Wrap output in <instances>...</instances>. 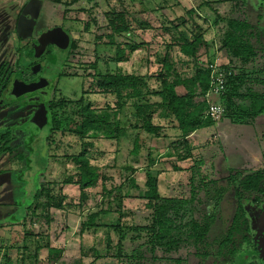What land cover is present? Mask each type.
Returning <instances> with one entry per match:
<instances>
[{
    "label": "trees",
    "instance_id": "obj_1",
    "mask_svg": "<svg viewBox=\"0 0 264 264\" xmlns=\"http://www.w3.org/2000/svg\"><path fill=\"white\" fill-rule=\"evenodd\" d=\"M106 1L108 10L103 12L102 21L98 23L94 18V23L97 24L96 44L115 46L114 58L117 63L128 61L136 51L149 50L146 42H115V35L129 34L145 24L132 16V8L124 3L125 0ZM216 3H224L220 7L224 10L212 8L207 0H194L192 7L180 5V12L174 18L157 11L156 17L160 25L155 30L164 43V49L162 53L154 52L156 61L163 66L156 73L136 75L118 68L114 73L93 76L96 88L115 94L114 110L93 108L92 102L83 96L77 100L49 102L48 129L41 141L44 143L39 142L42 154L31 144L33 160L31 159L30 164L33 162L36 166L33 173L35 187L28 197L23 196V202L15 199L17 205L22 207L24 221L21 222L25 224L23 230H14L13 236L10 234L5 239L6 243L0 246V264H83L85 256L99 257L100 253L95 247L103 245V239L106 250L109 248L110 231L118 233L117 245L121 246L122 237L131 228L128 223L122 224V200L115 206V213L118 214L116 222L103 221V215L109 212V197L113 191L119 190L129 197L132 196L130 188L136 190L138 195L141 194L146 200V208L150 211L149 224L135 227L137 230L146 229L152 233L149 241L151 246L147 247L145 253L151 254L159 247L166 255L190 246L195 250L196 257L206 259L212 256L214 246L218 244L214 250L216 256L230 255L233 259L238 252L248 250L252 253L245 264H262L255 231L251 227L242 200H249L258 204L257 206L264 203V169H230L221 178L208 181L206 177L195 181L191 176L189 194L174 197H165L159 193L157 179L152 171L153 160L145 168L147 170L143 186L134 178L138 170V153L145 140L142 132L146 136L158 137L165 128L176 129L179 132L178 141L187 145L189 136L198 128L217 125L208 114L204 95L210 87L209 65L217 58L218 52L223 51L229 59L225 62L217 59V63L225 70H232V74L226 78L223 93L218 97V101L225 107L219 121L223 119L232 123L252 124L255 117L264 112V78L248 76L241 69V66L254 61L257 56L264 55V23L259 28V22L254 23L248 17L246 0H217ZM228 5L230 7L227 10ZM161 8L163 7L159 5L158 9ZM205 10L211 12V15L203 14ZM88 12L91 14V10ZM222 22L224 25L220 28L223 31L218 29L222 33L217 46V40L213 37L206 38L205 33L210 26ZM72 42L70 40V46ZM173 48H177L186 59L185 65L192 66L191 70L185 69V74L177 70L175 61L171 59L170 51ZM148 58L149 55L146 54L143 64L148 62ZM234 62L239 64V69ZM3 76L0 68V92L5 84ZM129 131L140 133L136 134L133 149L130 151L134 163L123 166L122 182L115 190H108L105 184L106 166L102 168L93 164L98 157L92 158L88 153L96 150L103 138L117 141L120 137L128 136ZM56 132L78 136L80 150L64 156L62 171L67 163L72 164L73 170L69 174L62 172L60 178L49 182L44 180L49 161L47 150L56 143L53 137ZM9 134L7 131L0 133V154L7 150L12 153L6 142ZM16 157L22 159V155L13 156L12 159ZM202 162L198 161L190 171H199ZM20 181L22 182L19 179ZM125 187L127 190L122 192ZM70 188L77 193L71 194L68 190ZM227 191L233 194L235 211L222 236L211 239L214 214L208 210L207 201L209 198L217 204ZM104 197L108 199L105 208ZM92 201L96 203L88 207ZM95 206L99 209L95 210ZM70 214L80 219L78 240L81 245L79 254L72 257L64 254V241L61 244L54 242L62 237L65 219ZM8 226L12 227L13 223ZM102 233H105V237H99ZM83 235L93 236L94 241H100L91 245L86 242L88 246L83 247ZM131 239L134 238L129 240ZM44 250L45 261L41 262L39 255ZM150 257L145 258L142 254L137 256L140 264L150 261ZM175 261L181 264L180 259Z\"/></svg>",
    "mask_w": 264,
    "mask_h": 264
},
{
    "label": "rangeland",
    "instance_id": "obj_2",
    "mask_svg": "<svg viewBox=\"0 0 264 264\" xmlns=\"http://www.w3.org/2000/svg\"><path fill=\"white\" fill-rule=\"evenodd\" d=\"M47 1L51 7L54 5V0ZM207 1H209L212 8L224 10L220 9L221 4L224 3L217 4V0ZM246 1L248 5V17L254 23L259 22L258 26L261 28L263 26L262 23H264V0ZM13 3L16 6L22 4V11L16 15V34L14 33L22 38V42L26 44V41L33 42L39 39V37L43 39L42 37L44 35H47L48 38H53L54 33L61 35V40H57L56 45H46L44 42L38 41L37 44L42 48V51L38 54L36 53L35 57H25V62L23 63V66L39 64L44 68L46 67L47 70L44 74L51 83L47 87L48 93L45 96V104L48 105L50 101L77 100L83 96L92 102L93 108H97L98 110H114L116 108L115 94L112 92L106 93L96 88L93 76L114 73L118 68L126 73H134L136 75L156 73L163 68L162 63H158L154 56V52L158 51L162 53L164 49V43L155 30L160 25L156 17L157 11H161L163 14L174 18L180 12V5L192 7L194 0H125L124 3L133 10H130L132 16H135L139 22H143L145 25L141 26L140 29L126 34L128 35L127 37L125 34L115 35V42H146L148 43L149 50L141 49L140 51H136L128 61L123 63H117L115 61V46L98 45L95 42L97 24L94 23V18L97 19L98 23L102 21L103 12L108 10V2L106 0H61L57 3L56 7L64 14L63 18L58 17L57 13L56 16H48L45 0H13ZM159 5L163 7L160 10L158 9ZM229 7L228 5L227 10ZM144 9L147 10L145 11ZM88 10H91V14H89ZM16 11L17 8L15 11H12L8 9L5 0H0V24L5 23L12 12L15 15ZM221 12L219 13L221 14ZM206 13H209V11L205 10L203 12V14ZM209 14L211 15V12ZM223 25V22L215 26L212 25L205 33L206 38L213 37L217 40V46L219 45L218 41L222 33L218 29L220 27L223 28ZM55 27L57 28L54 29ZM222 28L220 29L223 31ZM47 31L48 33H46ZM70 40L73 41L71 46L69 45ZM9 41L6 44H10V52L12 47ZM45 45L50 50L51 56H48L44 52ZM221 53L222 61H227L229 58L223 51ZM146 54L149 55L148 62L143 64ZM13 55L14 57L10 62L16 59L17 53L14 54L13 52ZM170 56L175 61L178 71L185 74L187 71L185 69L191 70L192 66L185 65L184 62L186 59L181 56L177 48L171 49ZM216 59H219V57ZM182 64L184 65L182 66ZM236 66L239 69V64ZM241 69L248 76H260L264 78V55L257 56L254 61L241 66ZM27 72L29 76L33 75L30 70ZM51 89L52 91H50ZM36 91L18 95L9 107L4 106V109H2L3 112L0 113V118L4 119H1L0 123L4 121L16 131L23 130L22 128H25L23 123L27 121H25L26 118L19 114L17 106L25 105L28 102L27 99H30ZM31 102L33 103V100ZM25 108L26 113L27 111L32 113L35 107L31 105ZM2 126L0 125V128ZM45 128L41 133L35 135H38V138L35 139L34 143V140H32V145L34 149L37 148L39 150V154L43 152L42 148L39 149V142L44 140V135L48 129ZM127 133L128 136L120 137L117 141L103 138L99 147L88 153L92 158L95 156L98 157L97 160L93 161V164H97L99 167L102 166V168L106 166L105 178L107 181L105 184L108 190H115L120 182H122L123 166L128 163H134L130 151L133 149L134 138L140 135V133L137 131H129ZM142 134L145 140H143V144L138 153V170L134 178L140 186H143L145 172L147 170L145 168H147L149 161L153 160L154 165L152 171L157 179L158 190L165 197L187 196L190 191L189 180L191 176L195 181L202 178L205 179V177L208 181L221 178L230 169H245L247 171L264 169V112L257 115L252 124L232 123L222 119L218 121L217 126L211 125L209 127L198 128L188 138L187 145L178 141L177 136H179V132L172 128L163 129L160 131L158 137L146 136L143 132ZM53 137L56 139V143L51 145L47 150L49 161L45 172L46 176L44 177V180L49 182L60 178L62 172L69 174V171L73 170L72 164L67 163L66 168L62 171V162L65 161L64 156L67 157L72 152L80 150V139L78 136L56 132L53 133ZM94 146H96L95 142ZM29 155L28 158H30V161L31 159L33 160L31 153ZM199 159L203 161L200 170L197 171L195 169L194 171H190V168L196 166L197 162L200 161ZM0 160V178L2 177V180H4L0 185V188H3L0 204L10 206L13 209L16 208L17 211L14 214L18 215L21 210L18 206H12L14 205L13 200L15 201L17 199L18 202H23V196L28 197L29 192L34 189L35 182L33 180V173L36 166L31 162L29 175L27 174L28 169H25L20 174L17 170L19 163L14 162L12 167L8 163L10 162L8 155H5ZM5 170H8V172L3 174ZM18 179L22 180V182H19ZM125 188L122 192L127 190V187ZM14 189H17V191L13 192L12 190ZM68 190L71 194L77 193L73 188ZM115 191L109 197L111 199V206L109 212L103 215V221L116 222L118 220V214L115 213V206L121 199V209L123 212L122 224L128 223L131 228L122 237L121 246L117 245L119 239L118 233L110 231L109 248L106 250V242L104 239L103 245L101 244L103 248L101 246L95 247L100 253L99 257L96 258L102 259L95 264H140L141 261L137 258L138 254L145 255V258L151 255L150 261L145 264H177L176 259H180L181 264H245L252 253L248 250H242L233 259L230 255L216 256L214 250L218 244H215L212 256L206 259L196 257L195 250L190 246H185L176 252L166 255L160 251L159 247H156L151 254L145 253L148 250L147 247L151 246L149 241L152 239V233L146 229L137 230L135 227H144L149 224L150 211L146 208V200L132 188L129 189L132 195L129 197L123 195L119 190L117 192ZM113 198L114 200L112 201ZM103 200L105 201L103 208H105L108 199L104 197ZM5 201L6 203H4ZM95 203L96 201H92L88 207L93 206ZM242 203L246 209L251 227L252 225H258L259 227L260 221L261 224L264 221V203L262 207H256L254 203L246 199H243ZM207 205L208 210H211L214 214L210 237L211 239L219 238L224 233L235 211L233 194L228 191L225 192L217 204L208 198ZM94 208L95 210L99 209L96 206ZM71 216V220L64 222L63 229L66 231L65 234L63 233L62 238L58 237L54 242L61 244L64 241V249L68 250L72 248V250L66 251L67 254L65 255L72 257L78 254L76 253V243L80 219L75 215H70V218ZM14 219L15 216L11 215L7 219L8 221L5 220L0 224H3L5 229L8 227L9 221H13ZM261 227L258 230L252 229L257 235V239H255L257 245H259L260 262L264 264V227ZM20 228L22 229L23 226L21 225ZM51 235L54 238V232ZM86 237L89 238L88 236ZM99 237H105V233L100 234ZM131 237L134 239L129 240ZM99 241L100 239H96L95 243L97 244ZM153 257L156 258L152 259ZM83 263L85 264L84 261Z\"/></svg>",
    "mask_w": 264,
    "mask_h": 264
},
{
    "label": "flooded vegetation",
    "instance_id": "obj_3",
    "mask_svg": "<svg viewBox=\"0 0 264 264\" xmlns=\"http://www.w3.org/2000/svg\"><path fill=\"white\" fill-rule=\"evenodd\" d=\"M8 6V9L15 11L17 8L16 14L14 15L13 12L10 14V17L7 19V21L1 25L0 24V68L3 78L5 79V84L3 87V90L0 92V113L3 112L2 109H4V106L11 105L15 97L20 96L21 94L28 93V92H35V94L30 98L27 99V103L25 105H18L17 110L19 111V114H21L22 117L26 118L23 125H25V128H22L23 130L16 131L11 126H8V123L2 121L0 125L2 128H0V133L7 131L9 132V139L7 147L11 149L12 153L10 154L8 150L5 153L0 154V159L4 157L5 155H8L10 158V162H8L12 167L14 162H18V168L17 170L21 173L25 169H28L27 174L30 173L29 167H30V158H28L31 153V144L32 140L36 139L37 137L33 134V131L27 127L28 121L31 119L32 113L35 112L38 107L45 108L47 121L49 123V110L48 105L45 103V96L48 93L47 87L50 85L51 81L46 78L45 72L46 67H42L41 65H28L23 66V63L25 62V57H35V54L40 53L42 51V48L39 47L37 42H44L46 45H50L51 40L48 41L47 35L42 37L43 39H37L36 41L30 42L26 41L25 44L22 42V38L19 37L16 34V15H18V12L22 11V4L20 6H16L13 3V0H5ZM21 2V1H20ZM19 5V4H18ZM12 15V16H11ZM1 22V20H0ZM48 30V29H47ZM15 33V34H14ZM48 33V31L46 32ZM53 35L55 40H61V35H57V33H54ZM11 36V37H10ZM10 40L11 42V51L9 52L10 44L6 42ZM49 43V44H48ZM44 46V52L48 54V56H51L50 50L47 49V46ZM56 45V43H55ZM16 47V48H15ZM35 48V51H34ZM9 52V53H8ZM17 53V57L13 62H10L11 59L14 57L13 55ZM28 70H30L33 75H28ZM3 80V79H2ZM33 100V103L31 101ZM31 105H34V109L31 112L27 111L25 112V107H30ZM29 109V108H28ZM4 119V118H0ZM48 123L43 127V129L48 128ZM24 127V126H23ZM42 129V130H43ZM41 133V132H40ZM38 136V135H37ZM2 143V141L0 140ZM34 142V141H33ZM4 143V142H3ZM9 149V150H10ZM22 155V159L19 160V158L12 159L13 156ZM10 169V168H9ZM11 171V170H9ZM8 170H5L3 174H6ZM29 175V174H28ZM19 180V179H18ZM256 207H262L263 203L257 206L258 204L254 203ZM251 224V223H250ZM262 226V227H261ZM264 227V221L261 224V221L259 223V227L253 226L252 228L258 230ZM255 238L257 239V235L255 234ZM255 239V240H256ZM259 246V245H258ZM259 252V251H258ZM259 254V253H258Z\"/></svg>",
    "mask_w": 264,
    "mask_h": 264
},
{
    "label": "crops",
    "instance_id": "obj_4",
    "mask_svg": "<svg viewBox=\"0 0 264 264\" xmlns=\"http://www.w3.org/2000/svg\"><path fill=\"white\" fill-rule=\"evenodd\" d=\"M61 0H54V5L51 7L50 6V3H48V1L47 0H45V3H46V7H47V10H46V12L48 13V16H50V17H53L54 15L56 16V13H57V15H58V17H60V18H63L64 16V14L63 13H61L58 9H57V7H56V5H57V3L58 2H60ZM92 1V0H91ZM63 2V1H62ZM67 19V18H66ZM57 27H55L54 29H56ZM69 40V39H68ZM52 42V41H51ZM52 44H54L55 45V43L54 42H52ZM222 51H220V52H218L217 54H216V56L217 57H219V59H221L222 60V57H221V53ZM224 59V58H223ZM224 61V60H223ZM222 61V62H223ZM217 125H218V123H217ZM216 125V126H217ZM192 136V134L189 136V138ZM1 161V160H0ZM2 181H4V180H2V177L0 178V185L3 183ZM1 187V186H0ZM13 189V188H12ZM2 190H3V188H0V197H1V194L3 193L2 192ZM13 192L15 191V189L14 190H12ZM3 195V194H2ZM9 197V196H8ZM2 198H4L3 196H2ZM11 199H12V197H11ZM1 202V201H0ZM4 203H6V201L4 202ZM13 203H14V205H12V206H18V208H20V210H21V212L17 215V214H14L15 213V211H17V209L16 208H11L10 206H7V205H3V204H0V223L1 222H3V221H8L7 219L8 218H10V216L11 215H14L15 216V219L12 221V220H10L9 221V224H12L13 223V226L12 227H7V228H5V229H7V230H5L4 229V227H3V224H0V246H2V244H5L6 243V241H5V239L6 238H9V235L11 234V236H13V234H12V232L15 230V231H21V230H23V228L21 229L20 228V226L22 225V226H24V224H22V220H23V211H22V207L21 206H19V205H17V202H16V200L14 201L13 200ZM18 213V212H17ZM70 215H72V214H70ZM72 219V216H71V218H70V216L69 217H67L66 219H65V221H68V220H71ZM24 221V220H23ZM19 223V224H18ZM26 223H28V221H26ZM17 227V228H16ZM78 231H79V229H78ZM65 230L63 229V233L65 234ZM87 235H83V237H82V242L84 243L83 244V247H87L88 245H87V243H90L89 245H91V244H93L95 241L93 240L94 239V237L93 236H90V235H88V236H90L89 238H87L86 237ZM60 238H62V237H60ZM2 241H4L3 243H2ZM87 242V243H86ZM65 243V242H64ZM71 243H72V241H71ZM63 244V243H62ZM76 245H77V250H76V253H78L79 254V248H80V245H81V243H79V240H78V235H77V243H76ZM63 246H64V244H63ZM76 249V248H75ZM70 250H72V248H70V249H65V253L64 254H67L66 253V251H70ZM1 253H0V258H1ZM75 255H77V254H75ZM45 256H46V252H45V250L44 251H41L40 252V255H39V257H40V259H41V262H44L45 261ZM91 256H94V255H89V256H85V257H83V261L85 262V264H95V263H97L98 261H100V260H102L101 258H95V257H91ZM84 264V263H83Z\"/></svg>",
    "mask_w": 264,
    "mask_h": 264
},
{
    "label": "built area",
    "instance_id": "obj_5",
    "mask_svg": "<svg viewBox=\"0 0 264 264\" xmlns=\"http://www.w3.org/2000/svg\"><path fill=\"white\" fill-rule=\"evenodd\" d=\"M210 71V87L205 92V101L208 107V114L215 122L221 119L225 112L224 105L218 101V97L225 89L227 76L232 74V70H225L217 63V59L209 65Z\"/></svg>",
    "mask_w": 264,
    "mask_h": 264
},
{
    "label": "water",
    "instance_id": "obj_6",
    "mask_svg": "<svg viewBox=\"0 0 264 264\" xmlns=\"http://www.w3.org/2000/svg\"><path fill=\"white\" fill-rule=\"evenodd\" d=\"M49 40L57 44V40H55L54 38L49 37L48 41ZM45 112V108L43 109L38 107V109L32 113L31 119L28 121L27 127L33 131L34 135L39 134L42 131L43 127L48 123Z\"/></svg>",
    "mask_w": 264,
    "mask_h": 264
}]
</instances>
